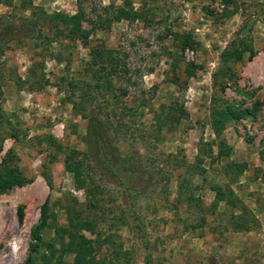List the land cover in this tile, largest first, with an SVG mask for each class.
<instances>
[{"label":"rangeland","instance_id":"rangeland-1","mask_svg":"<svg viewBox=\"0 0 264 264\" xmlns=\"http://www.w3.org/2000/svg\"><path fill=\"white\" fill-rule=\"evenodd\" d=\"M22 2L0 4L1 20L21 28L25 18L34 19L53 41L46 44L48 38L38 39V32L25 26L24 36L30 33L32 38L0 55V121L8 135L15 136L4 142L0 166L10 152L8 168L23 182L0 193V264H75V255L63 253L59 241L49 248L56 229L68 227L72 213L94 224L93 233L84 229L80 235L92 242L96 263L264 264V0H32V6ZM82 5L95 22L130 6L145 17L96 30L88 43L60 37L65 28L50 17L73 16ZM84 27L89 29L88 24ZM175 33H190L200 45L183 51ZM99 47L128 56L132 70L154 68L143 78L131 75L139 87L130 86L128 100L146 99L136 117L123 115L122 106L111 97L114 93L107 95L110 103L104 110L110 113L113 133L118 131V146L139 157L145 172L148 189L135 210L147 232L149 261L125 214L121 190L103 181L101 174H92L101 208L91 211L86 189L78 188L65 166L72 150H87L88 124L75 116L67 101L68 84L89 80L90 50ZM227 51H240L243 58L222 63ZM188 65L194 66L193 75H188ZM115 83L127 85L118 79ZM218 100L244 108L261 103L260 112L255 120L228 123L219 137L212 126ZM99 103L90 107L91 114H101ZM162 107L182 111L176 112L180 122L161 118L164 125L159 128L156 114ZM221 139L233 148L230 160L245 166L237 183H231L233 170L224 171L225 161L217 162ZM199 159L203 163L189 173ZM229 185L258 222L248 223L249 231L234 229L232 216L238 211L223 203L212 207L213 187ZM192 194L201 198L206 210L202 228L192 229L203 216L198 209L188 210L186 201ZM46 202L48 226L36 250L34 231Z\"/></svg>","mask_w":264,"mask_h":264},{"label":"trees","instance_id":"trees-1","mask_svg":"<svg viewBox=\"0 0 264 264\" xmlns=\"http://www.w3.org/2000/svg\"><path fill=\"white\" fill-rule=\"evenodd\" d=\"M5 3L12 4V0H0V4ZM22 5L32 6V0H23ZM88 15L85 7L82 5L73 16L57 13L54 16L48 17H50V21H58V24L65 28L60 31V37L67 36L81 40L85 43H88L94 31L108 29L114 22H120L125 19L132 22L138 19H143L144 21L145 17L139 12H134L131 6L129 8H118L112 16L105 20L101 16L96 22L90 20V15ZM1 19H3V17L0 16V55H5V53L11 49L13 44L16 43L20 45L26 37L32 38L30 33L28 36H24L25 33L22 27L27 26L28 28L33 29V31H37L39 34L38 39L39 37L41 39L43 37L48 38L41 33L42 29L38 27V22L34 19L25 18L22 21L23 26L21 28L13 25L10 21L4 23ZM85 24L89 25V29L84 27ZM174 40L182 43L181 50L183 51L189 47L200 45V43L194 40L190 33H175ZM46 41V44H50L53 40H49L48 38ZM90 55L92 57V63L86 68V74H90L89 80L69 82V95H67V101L72 105L75 116L88 121L87 134L84 139L87 150L85 152L72 150L65 159L66 170L73 174L78 188L86 189L87 197L90 200L87 204L91 211H96L101 208L100 200L98 199L99 188L96 185V181L92 174L94 175L95 172L101 174V179L103 181H109L121 190L125 203V214L128 219H131L137 235L141 237L147 250V261H149L151 259V248L147 232L140 216L135 210L138 202L148 189L147 184L143 180L145 172L141 170L139 157L123 151L118 146L119 140L115 134L117 130L113 133L114 126L111 123L110 113H105L104 110H107L110 103V98L107 95L109 93H114L111 97L114 99L116 105L122 106L123 115L136 117L140 107L146 105V99H143L142 101H140L139 98L128 100L130 97L128 93L130 86L139 87V82L133 81L131 75L135 73L143 78V76L153 73L154 68L140 67L132 70L131 66L126 61L128 56H122L120 52L117 53L115 50L107 49L105 47L91 49ZM232 57L242 59L243 53L240 51H227L223 55L221 62L227 63L229 58ZM176 67L177 66L174 65L172 68L174 72ZM193 67V65H188L186 70L188 75H193L191 70ZM117 79L119 82L126 81L127 85H119L115 83ZM156 90L157 87H154L152 91L155 93ZM141 93L143 96L146 94L143 90ZM97 101L100 102V115L91 114L90 112V107ZM138 102L139 104L137 106ZM217 102V107H215L212 112V126L219 137L228 123H239L243 120H255L258 117L261 106V103H257L252 108H244L238 107L224 100H218L216 103ZM176 112L181 113L182 111L178 110V108L162 107L160 112L156 114L159 128H163L164 125L161 118H164L166 121L172 119L175 123H179L181 117L177 116ZM0 117H4L1 109ZM120 125L125 127L123 121H120ZM4 126L5 123L0 121V152L3 151L4 142L10 136L15 137L12 134L8 135ZM218 147L220 151L217 156V162L225 161L224 171L229 172L233 170L231 178L233 182L231 183H237L238 177L242 175L245 166L230 160L233 148L226 143L225 139L220 140ZM209 153H211V149ZM10 158L11 153L8 152L0 166V193L7 192L15 186L23 185V182L16 176L15 172L8 168V161ZM202 163L203 160L199 159L195 166L193 165L189 167V173H195V168ZM213 190L215 191V200L212 207L217 209L220 204L224 203L232 211H238V216H236L237 214L232 216L234 229L236 231H249L251 228L248 227L247 224L255 221L254 217L249 211V208L243 204L232 186H215L213 187ZM186 205L189 207L188 210L194 211L195 209H198L203 215L200 220L201 224L198 226L193 225L192 229L199 227L202 228L207 223V219L206 216H204L206 210L203 208L204 204L201 198H196L192 194L187 199ZM72 214L68 227H59L56 229V238L49 245V248L53 249L55 244L59 241L63 253H72L75 255V264H101L96 263L95 261L93 255L95 248L92 242L86 240L80 235V231L84 229L93 233L95 231L93 222L80 217V215H77L76 213H74V215ZM49 216L48 205L46 202L42 208L40 223L34 231V241L36 243H34L32 248L36 250L38 249L39 244L43 242L41 235L42 231L48 226ZM243 220L246 224L242 223ZM257 223L258 222H256L255 225H257ZM65 238H68L67 242Z\"/></svg>","mask_w":264,"mask_h":264},{"label":"crops","instance_id":"crops-1","mask_svg":"<svg viewBox=\"0 0 264 264\" xmlns=\"http://www.w3.org/2000/svg\"><path fill=\"white\" fill-rule=\"evenodd\" d=\"M224 204V203H223Z\"/></svg>","mask_w":264,"mask_h":264}]
</instances>
